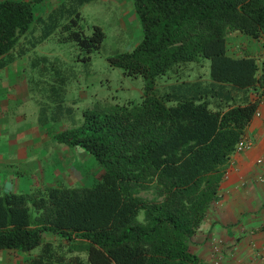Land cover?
Here are the masks:
<instances>
[{
  "label": "trees",
  "instance_id": "16d2710c",
  "mask_svg": "<svg viewBox=\"0 0 264 264\" xmlns=\"http://www.w3.org/2000/svg\"><path fill=\"white\" fill-rule=\"evenodd\" d=\"M38 1L0 0V71L30 49L26 35L38 23L44 38L61 27L67 35L60 40L76 42L84 61L105 40L102 26L90 34L82 28L80 8L91 0H61L46 16H36ZM131 2L142 39L109 60L145 79L142 101L87 109L81 125L56 135L93 155L100 179L0 189V249L41 246L30 264H213L193 250V239L264 95V59L236 56L228 45L239 33L264 46V0ZM202 58L211 61L208 81L178 74L171 90L155 88L160 77Z\"/></svg>",
  "mask_w": 264,
  "mask_h": 264
},
{
  "label": "crops",
  "instance_id": "0c3cea01",
  "mask_svg": "<svg viewBox=\"0 0 264 264\" xmlns=\"http://www.w3.org/2000/svg\"><path fill=\"white\" fill-rule=\"evenodd\" d=\"M61 3L51 0L52 9ZM228 46L236 56L264 59L263 44L248 36L235 33ZM22 59H14L0 71V189L24 193L76 183L74 178H82L83 173L73 159L78 155L88 159L90 154L56 139L73 127L67 120L75 123L61 90L65 76L47 81L45 76L57 68L38 64L31 66L38 75H29L30 67ZM245 136L252 145L232 155L220 199L212 204L193 239V250L213 264H264V95ZM56 163H61L60 168L52 173ZM36 253V249H0V264H30Z\"/></svg>",
  "mask_w": 264,
  "mask_h": 264
},
{
  "label": "rangeland",
  "instance_id": "374dc122",
  "mask_svg": "<svg viewBox=\"0 0 264 264\" xmlns=\"http://www.w3.org/2000/svg\"><path fill=\"white\" fill-rule=\"evenodd\" d=\"M35 9L46 16L49 14L48 10L52 9L51 0L35 2ZM80 9L83 16L81 25L86 34L92 32L95 24L102 26L106 32V38L100 49L91 53L89 61L82 59L85 53L76 42L60 40L67 35L61 27L54 29L49 36L44 38L46 27L42 23L36 24L39 26L33 34L31 32L26 35L28 39L25 42L30 49L21 56L23 59L20 61L26 60L23 63L30 67L29 75H38V72L31 68L36 64L49 69L55 66L61 70L53 71L51 75L48 73L45 77L47 81H51L50 77L65 76L61 90L66 95L75 122L72 124L71 120H67L66 123L73 127L82 124L85 110L97 109L103 112L116 104L128 101L140 102L145 91V79L142 76L125 75L122 68L113 66L109 60L113 55L132 49L142 39V25L131 0H91ZM40 38L43 40L37 42L35 47H31V42H36ZM210 64L211 61L207 58H202L199 62H189L185 65L186 70L184 66H181L180 70L178 68L180 72L171 71L170 74L160 77L155 88L161 92L171 90V85L178 83L176 80L178 74L181 78L186 76L188 80H195L199 77L208 81ZM73 161H78L82 167L83 177L74 178L76 183L65 186L95 185L103 173L95 157L90 155L88 159H81L78 155ZM60 164L56 163L51 172L55 173V168L59 169ZM59 180L62 181V179ZM143 195L152 197L151 192H144ZM46 240L59 241L54 237H46ZM40 248L41 246H38L36 251L38 252Z\"/></svg>",
  "mask_w": 264,
  "mask_h": 264
},
{
  "label": "built area",
  "instance_id": "2783aa9c",
  "mask_svg": "<svg viewBox=\"0 0 264 264\" xmlns=\"http://www.w3.org/2000/svg\"><path fill=\"white\" fill-rule=\"evenodd\" d=\"M251 145H252V143L250 142V140H248L247 137L244 136V137L240 140V142L238 143L237 148H236V151H237V152H241V151H243V150L249 148ZM225 176H227V173H226ZM246 264H253V263H246Z\"/></svg>",
  "mask_w": 264,
  "mask_h": 264
}]
</instances>
